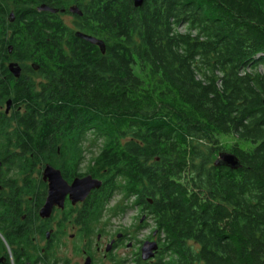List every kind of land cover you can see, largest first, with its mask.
<instances>
[{
	"label": "trees",
	"instance_id": "16d2710c",
	"mask_svg": "<svg viewBox=\"0 0 264 264\" xmlns=\"http://www.w3.org/2000/svg\"><path fill=\"white\" fill-rule=\"evenodd\" d=\"M12 1L0 53L35 57L49 81L14 93L33 161L89 135L102 198L138 197L155 225V264H264V0H78L105 54L34 10L58 0ZM222 152L241 168L215 167Z\"/></svg>",
	"mask_w": 264,
	"mask_h": 264
},
{
	"label": "flooded vegetation",
	"instance_id": "af4514ba",
	"mask_svg": "<svg viewBox=\"0 0 264 264\" xmlns=\"http://www.w3.org/2000/svg\"><path fill=\"white\" fill-rule=\"evenodd\" d=\"M0 2L9 5L5 21L0 22L16 25L14 2ZM57 2L64 7L57 9L42 4L56 9L55 14L41 11L42 5L34 10L50 22L57 18L55 22H61L69 30L68 37L63 38L68 43L72 39L81 40L77 34L91 36L82 30L84 12L78 0ZM71 7L79 8L81 17L72 13ZM24 19L27 20L26 16ZM10 49L8 55L0 53V264H155L158 253L148 261L143 260L144 244L159 243L155 225L148 236L141 237L147 223L152 221L138 197L127 199H131L130 203L123 205L115 216L108 210L110 201L102 198L107 193L105 189L92 190L82 201L62 190L50 215L39 216L48 197L49 185L42 177L47 165L58 170L68 186L77 179L93 176L78 175L76 165L66 167L63 155L53 162L56 165L36 164L26 148L30 146L28 136L14 133L15 113L21 114L25 107L15 101L16 87L25 85L28 91H41L49 81L41 71L42 62L32 59L35 57H17L14 49ZM11 64L20 68L18 77L11 72ZM128 215L133 217V222L126 223ZM117 219H120L118 223Z\"/></svg>",
	"mask_w": 264,
	"mask_h": 264
},
{
	"label": "water",
	"instance_id": "95a60500",
	"mask_svg": "<svg viewBox=\"0 0 264 264\" xmlns=\"http://www.w3.org/2000/svg\"><path fill=\"white\" fill-rule=\"evenodd\" d=\"M145 2V0H133V6L135 8H139L142 6V4ZM41 11H48L51 13H57L58 11L56 9H50L46 5H42L41 8H39ZM72 13L78 14L81 17V12L79 8L71 7ZM13 17V15L11 14ZM12 21V19L10 20ZM78 37L81 38V40H85L87 43L91 44V46H95L99 48L101 54H105L106 48L105 44L102 40H99L92 36H86L83 34H77ZM11 48V47H10ZM9 49V53L11 52V49ZM10 70L16 77L19 76L20 68L16 64L10 65ZM264 104V103H263ZM9 107V104H8ZM215 167H226L228 170H238L241 168L240 161L237 158V156L222 152L217 156V159H215L214 162ZM43 179L48 182L49 189H48V197L46 200V204L41 209L39 216L41 218H46L48 215H50V210L54 204L57 203L58 197L62 190L65 192H69L71 197L76 200L82 201L84 200L89 193L92 190H98L101 186H103V182L101 180L95 179L91 176H87L81 179H77L73 182L71 186H68L61 178L60 172L56 169H54L52 166L47 165L44 173H43ZM159 245L157 242H147L144 244L142 251L143 260L148 261L151 258H153L154 253H158ZM89 264V263H88Z\"/></svg>",
	"mask_w": 264,
	"mask_h": 264
},
{
	"label": "rangeland",
	"instance_id": "374dc122",
	"mask_svg": "<svg viewBox=\"0 0 264 264\" xmlns=\"http://www.w3.org/2000/svg\"><path fill=\"white\" fill-rule=\"evenodd\" d=\"M64 145V144H63ZM66 148H64V152H63V160L65 161L64 163H66V167L68 166H74L76 165V169L79 172L78 175H82L85 176L88 173H90L91 168L93 167L94 163L92 162L93 159L98 155L99 153V144L96 142H94L92 137H88L85 138V140L83 139H79V137L74 136V138L72 137H68L67 140V144H65ZM63 162V161H61ZM60 162V164H61ZM59 164V162H58ZM129 199V198H128ZM109 201V206H108V210L110 211V213H112L113 215L117 216V214H119L118 212L121 210V207L123 205L129 204L130 200H127L126 197L118 192H115L112 197L110 199H108ZM132 214H135V212H132ZM123 216V215H122ZM130 215H128L127 217V222H133V217H131ZM120 219H117L116 222L118 223ZM154 228V224L152 222H148L146 228L141 232V237L144 238L146 236H148L152 230ZM191 245H194L193 243H190ZM197 246L194 245V249Z\"/></svg>",
	"mask_w": 264,
	"mask_h": 264
}]
</instances>
